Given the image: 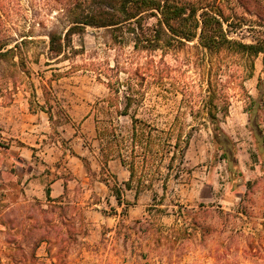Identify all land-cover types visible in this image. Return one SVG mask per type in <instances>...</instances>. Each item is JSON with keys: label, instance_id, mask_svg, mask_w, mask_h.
Returning <instances> with one entry per match:
<instances>
[{"label": "rangeland", "instance_id": "1", "mask_svg": "<svg viewBox=\"0 0 264 264\" xmlns=\"http://www.w3.org/2000/svg\"><path fill=\"white\" fill-rule=\"evenodd\" d=\"M0 2L8 9L0 40L6 50L13 49L0 55V264H264L261 57L250 70L246 58L210 53L196 41L179 50L134 51L128 39L115 43L109 30L87 28L72 38L76 53L52 63L44 54L47 34L68 26L58 5L53 0ZM243 5L226 2L222 9L235 25L231 36L248 43L256 31H264V0L259 6ZM54 73L65 74L49 83ZM117 81H130L142 96L128 117L94 110V103L107 96L105 83ZM43 85L52 92L51 113L59 125L48 120ZM209 95L217 107L213 124L206 115ZM131 117L142 122L136 125L131 193L138 188L145 195L148 214L140 221L124 213L136 200L121 196L118 204L100 182L99 159L108 149L95 130L97 120L100 129L123 140L125 167L114 157L108 163L122 187L134 156ZM214 133L223 150L214 143ZM180 134L182 140L190 136L188 147L168 148L166 142L174 146ZM104 177L112 186L109 174ZM55 180L67 181L71 204L48 202L47 190ZM59 183L52 189L60 190ZM64 212L71 226L74 220L94 223V240L119 244L114 257L94 256L97 248L74 237L40 246L34 260L33 239L27 241L21 229L32 223L30 218L41 222Z\"/></svg>", "mask_w": 264, "mask_h": 264}, {"label": "trees", "instance_id": "2", "mask_svg": "<svg viewBox=\"0 0 264 264\" xmlns=\"http://www.w3.org/2000/svg\"><path fill=\"white\" fill-rule=\"evenodd\" d=\"M62 13L64 19L68 22V26L64 32L49 31L47 34V45L44 51L48 62L60 63L65 61L69 53H76L72 48L73 36H82L87 28L105 29L110 31L111 40L115 43L124 42L126 39L133 44L134 51L153 53L157 51L165 52L167 50H179L186 43L196 41L198 46L210 53L228 52L234 55H239L246 58L250 63V70L253 68V62L258 57H261L262 71L264 72V31H256V35L246 43L242 40L235 39L231 36L235 30V25L231 22L229 16L225 15L222 5L224 3L248 4V1L257 6L262 0H53ZM8 9L4 3L0 2V24L3 18L6 17ZM7 43L0 40V55L13 52V49L6 50ZM3 50H6L3 52ZM49 64V63H48ZM65 73H54L48 82L56 81L62 78ZM251 74V73H250ZM250 77V75L248 76ZM107 96L102 100L94 103V110L114 112L118 116L128 117L131 110L140 107L142 96L135 85L130 81L125 83L107 82L105 83ZM44 100L48 104L47 116L52 124L59 125L60 122H55L52 116V106L50 101L54 99L52 92L46 86L41 88ZM35 95L33 91L32 96ZM213 96L209 95L206 98V115L209 123H215L217 117L214 105ZM44 108V107H41ZM43 110V109H42ZM63 112L62 109H58ZM214 111V112H213ZM68 123L70 119H68ZM132 122V140L131 152L134 156L131 157L128 167L129 178L120 187L116 181V177L110 174L108 163L113 157L118 159L125 167L126 161L122 155L120 148L123 140L117 139L114 135H109L107 128L100 129L98 121L95 120V130L98 138L104 141V145L108 149H103L102 157L99 159L101 181L114 194L118 204H120L123 190H132V184L136 178L135 174V157L137 143L136 125L142 122L137 121L135 117H131ZM112 136V139L110 138ZM214 143L223 150V142L214 133ZM190 136L186 135L182 140V135H178L174 146H171L170 141L166 142L168 148L179 149L183 144V148L189 145ZM120 143V144H119ZM116 156L111 155L115 152ZM110 154V155H109ZM169 159L171 164L174 156ZM232 154V165L235 167L236 160ZM224 158L228 159L229 154L223 151ZM86 167L87 174L93 175L90 165L86 159H81ZM229 161V160H228ZM105 172L109 174L113 180V185H109V180L104 177ZM232 177L234 176V173ZM152 185L148 186L151 189ZM49 189L47 190L48 202L54 204L61 203L60 199L52 200L49 198ZM139 194L137 188L136 196ZM49 215H54V211L48 212ZM66 212L60 214L56 219L49 217L44 221H37L35 218H30V225L21 229V236L27 241L29 238L32 242V258L37 259L36 250L42 243L49 244L51 240L57 241L60 244L66 240L75 241L74 237L78 235L75 232L74 223L69 225L66 219ZM10 228V231H13ZM66 233H63V231ZM40 234V236H39ZM80 234V233H79ZM85 234V233H84ZM39 236V237H38ZM38 237V238H37ZM48 253V252H47Z\"/></svg>", "mask_w": 264, "mask_h": 264}, {"label": "crops", "instance_id": "3", "mask_svg": "<svg viewBox=\"0 0 264 264\" xmlns=\"http://www.w3.org/2000/svg\"><path fill=\"white\" fill-rule=\"evenodd\" d=\"M128 178L125 179L124 182H126L128 180ZM58 182H60L59 186L61 185V189L60 190L52 189V187L54 185H57ZM66 184H67V181L65 183H63L62 180H55L50 186L51 189L49 192V198L52 200L60 199L61 203H59V204H71L70 202L67 201V198L72 197V195H71L72 192L67 190ZM86 192H88V191H86ZM125 192H126V194L122 193V195H121L122 197L127 198V199L132 198V200H134V201L136 200V203H134L132 205H128V204L126 205L127 209H124V213L126 214V217L128 219H135V220L138 219L139 221L144 220L148 214V211L146 210L147 205H144L145 200L143 199L145 197V195L138 194L136 196V193H133V195H131V193L133 192L132 190H128V191L125 190ZM49 203H54V202H49ZM118 206H120V205H118ZM90 207L94 208V203H91ZM103 218H104V216H103ZM100 223L103 224L104 221H101ZM74 229H75L76 233L78 232V235H76V239L80 238L83 242H86V244H85L86 247L90 246L91 248H93V247L97 248V250L100 252V253L95 252L94 256L108 260L109 258L114 257V251H115L116 247L120 246L119 244L115 245L114 242L111 243V241H109L108 245H106L104 243L101 244V242L98 240H94V223L91 224L88 222V224H86V226H85L81 222V220H76L75 224H74ZM103 232H104V230H102V233ZM43 245H46V243H42L41 246H43ZM143 246H141V247L145 248V246L144 247ZM101 248H103V250ZM111 248L113 250H110ZM100 249H101V251H100ZM5 259L9 261L10 258H4V260H2V261H5Z\"/></svg>", "mask_w": 264, "mask_h": 264}]
</instances>
